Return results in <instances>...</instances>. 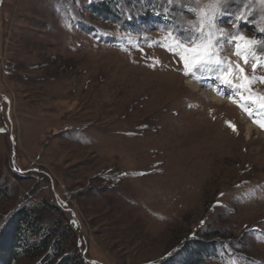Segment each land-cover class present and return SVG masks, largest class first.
Listing matches in <instances>:
<instances>
[{
	"label": "rangeland",
	"instance_id": "obj_1",
	"mask_svg": "<svg viewBox=\"0 0 264 264\" xmlns=\"http://www.w3.org/2000/svg\"><path fill=\"white\" fill-rule=\"evenodd\" d=\"M104 1L0 0V231L48 203L87 264H264V48L237 40L264 33L242 0L216 45L179 0Z\"/></svg>",
	"mask_w": 264,
	"mask_h": 264
},
{
	"label": "trees",
	"instance_id": "obj_2",
	"mask_svg": "<svg viewBox=\"0 0 264 264\" xmlns=\"http://www.w3.org/2000/svg\"><path fill=\"white\" fill-rule=\"evenodd\" d=\"M117 9V0H105L93 8L102 18H115ZM109 172L106 179L111 178ZM51 216L52 221L45 223ZM63 217L61 209L48 203L38 209L18 210L0 231V264H15L22 259L37 264H87L82 257L76 223ZM193 245L200 257L216 252L215 243L197 241ZM192 261L189 257L181 264H194Z\"/></svg>",
	"mask_w": 264,
	"mask_h": 264
},
{
	"label": "clouds",
	"instance_id": "obj_3",
	"mask_svg": "<svg viewBox=\"0 0 264 264\" xmlns=\"http://www.w3.org/2000/svg\"><path fill=\"white\" fill-rule=\"evenodd\" d=\"M180 4L183 3L186 9H193L197 13L194 19H190L186 16L185 30H189L196 34L199 38V32L197 31L201 21L208 29L207 35L204 40L209 45H216V42L223 38L221 33L228 31L223 26H219L218 18L223 14L224 5L228 4L230 0H179ZM241 12L248 16V23H250L256 33H264V0H242V6L236 12L235 16ZM215 37V40L212 37ZM243 39L252 40L258 47L264 48V38H258L255 34L248 36L247 33L241 32Z\"/></svg>",
	"mask_w": 264,
	"mask_h": 264
},
{
	"label": "snow or ice",
	"instance_id": "obj_4",
	"mask_svg": "<svg viewBox=\"0 0 264 264\" xmlns=\"http://www.w3.org/2000/svg\"><path fill=\"white\" fill-rule=\"evenodd\" d=\"M237 40L238 41H243L244 39L242 37H238ZM242 47H243V45H242ZM185 51H188V50L186 49ZM191 51L195 53V52L200 51V49L199 48H193V49H191ZM205 53L206 54L203 55V56H197L196 60H194L192 62L189 61L187 56L182 57V60L184 62L185 67L186 68L190 67L191 63H197V64L204 63L205 60L209 58V56L207 55V50H205ZM243 59L245 60V62H247V57H243ZM218 66H220L219 62H218ZM253 70L255 71V65L253 66ZM239 71L241 73H243L244 69L243 68H239ZM232 73H233V69L232 68H228L226 71H222L218 78H222L225 82H227L229 80V77L232 76ZM243 79H244L245 83L241 84V87H245L246 84L249 83L247 76H244ZM262 82H264V78H262ZM262 99H264V98H262ZM261 106L264 107V103H262ZM229 126L231 127V125H229ZM261 127H264V124H261Z\"/></svg>",
	"mask_w": 264,
	"mask_h": 264
},
{
	"label": "bare ground",
	"instance_id": "obj_5",
	"mask_svg": "<svg viewBox=\"0 0 264 264\" xmlns=\"http://www.w3.org/2000/svg\"><path fill=\"white\" fill-rule=\"evenodd\" d=\"M217 101V100H216Z\"/></svg>",
	"mask_w": 264,
	"mask_h": 264
}]
</instances>
